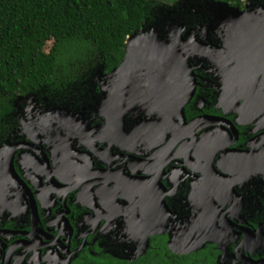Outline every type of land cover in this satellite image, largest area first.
Segmentation results:
<instances>
[{
    "label": "flooded vegetation",
    "instance_id": "obj_1",
    "mask_svg": "<svg viewBox=\"0 0 264 264\" xmlns=\"http://www.w3.org/2000/svg\"><path fill=\"white\" fill-rule=\"evenodd\" d=\"M228 5L179 46L192 73L175 50L133 57L120 80L124 59L16 107L0 138V264H78L159 237L264 264V0Z\"/></svg>",
    "mask_w": 264,
    "mask_h": 264
},
{
    "label": "trees",
    "instance_id": "obj_2",
    "mask_svg": "<svg viewBox=\"0 0 264 264\" xmlns=\"http://www.w3.org/2000/svg\"><path fill=\"white\" fill-rule=\"evenodd\" d=\"M179 1L0 0V138L10 134L18 105L50 99L55 91L83 83V74L113 71L125 57L128 38L147 28L163 32ZM197 1L244 5V0ZM181 19L192 25L207 21L202 15ZM178 243L166 237L113 241L106 254L78 264H217L215 255L200 249L183 254Z\"/></svg>",
    "mask_w": 264,
    "mask_h": 264
},
{
    "label": "water",
    "instance_id": "obj_3",
    "mask_svg": "<svg viewBox=\"0 0 264 264\" xmlns=\"http://www.w3.org/2000/svg\"><path fill=\"white\" fill-rule=\"evenodd\" d=\"M179 2L182 5L179 10L175 9L171 12L170 15H173L174 18L170 17V25L162 28L163 32H159L157 28H147L128 38L124 61L112 72L113 75L118 76L117 79L120 80L121 74H125L130 65V61L132 60L131 58H164L168 57L169 53H172L174 50L177 54H180L182 66H184L189 73H192L189 65L186 64V58L182 56V53L178 52V48L182 44L188 45L195 42L191 39L188 40L190 34L193 33L194 28H192V26L194 25H192V23L188 20L187 21L190 26L188 23L184 24V20L181 19V15L188 17L189 19H192L195 15H202L204 18H207V21L204 24L197 22V26L202 27L207 25L219 26L223 22L222 20L224 16L222 14H224L225 11L229 10L232 13L236 12V9L222 2L216 3L206 1L204 4L197 0H181ZM205 14H209V16L207 17ZM218 14L219 16H217ZM177 242H180V240ZM192 251L193 249L190 248L184 251L183 254H187Z\"/></svg>",
    "mask_w": 264,
    "mask_h": 264
},
{
    "label": "rangeland",
    "instance_id": "obj_4",
    "mask_svg": "<svg viewBox=\"0 0 264 264\" xmlns=\"http://www.w3.org/2000/svg\"><path fill=\"white\" fill-rule=\"evenodd\" d=\"M181 1V0H180ZM172 2H167V4L169 5V4H171ZM52 45H53V42H49L47 45H46V47H45V51L46 52H49L50 51V49L52 48Z\"/></svg>",
    "mask_w": 264,
    "mask_h": 264
}]
</instances>
